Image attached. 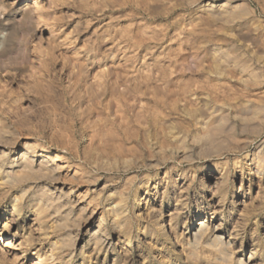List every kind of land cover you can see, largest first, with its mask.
Segmentation results:
<instances>
[{"label":"rangeland","instance_id":"obj_1","mask_svg":"<svg viewBox=\"0 0 264 264\" xmlns=\"http://www.w3.org/2000/svg\"><path fill=\"white\" fill-rule=\"evenodd\" d=\"M1 37L0 264H264V0H0Z\"/></svg>","mask_w":264,"mask_h":264},{"label":"bare ground","instance_id":"obj_2","mask_svg":"<svg viewBox=\"0 0 264 264\" xmlns=\"http://www.w3.org/2000/svg\"><path fill=\"white\" fill-rule=\"evenodd\" d=\"M27 15H28V14H27ZM31 18H32V17H31ZM2 38H4V37H1L0 39H2ZM2 40H3V39H2ZM201 114L203 115V113H202V112H201ZM257 158H260V157H258V156H257ZM254 159H255V158H254ZM262 160H263V159H262ZM254 161H255V160H254ZM256 161H257V159H256ZM258 161H260V160H258ZM258 161H257V162H255V164H256V163H258ZM261 162H262V161H261ZM261 162H260V164H259V165H261ZM262 163H263V162H262ZM257 166H258V165H257ZM258 167H260V166H258ZM259 172H260V171H259ZM218 173H219V171H218ZM159 222H160V221H159ZM162 228H163V227H162ZM162 228H161V229H162Z\"/></svg>","mask_w":264,"mask_h":264}]
</instances>
